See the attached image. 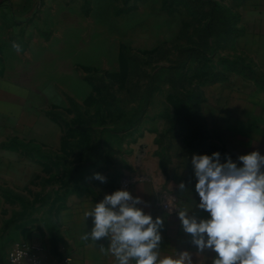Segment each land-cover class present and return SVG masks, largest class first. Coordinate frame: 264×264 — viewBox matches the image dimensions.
I'll return each mask as SVG.
<instances>
[{
  "label": "rangeland",
  "instance_id": "obj_1",
  "mask_svg": "<svg viewBox=\"0 0 264 264\" xmlns=\"http://www.w3.org/2000/svg\"><path fill=\"white\" fill-rule=\"evenodd\" d=\"M249 46L264 48V0H0V76L27 84L42 115L28 147L45 194L28 219L54 259L73 196L93 206L165 171L182 139L215 147V93L241 67L264 85Z\"/></svg>",
  "mask_w": 264,
  "mask_h": 264
},
{
  "label": "crops",
  "instance_id": "obj_2",
  "mask_svg": "<svg viewBox=\"0 0 264 264\" xmlns=\"http://www.w3.org/2000/svg\"><path fill=\"white\" fill-rule=\"evenodd\" d=\"M249 48L248 52H255L254 60L249 57L254 69L264 74V48L257 51L252 46ZM253 75L256 74L250 75L248 68L241 67L235 76L232 74L233 77L226 81L223 90L215 93V147L211 145L203 149L197 141L182 139L169 148L165 171L127 177L131 182L129 191L145 202L139 207L153 218H165L161 230V257H178L179 252L187 251L191 264H211L215 257L216 254L211 251L197 253L191 243V235L183 231L178 217L179 209L165 211L161 195H172L176 206L181 208L193 207V201L199 203L200 197L195 192L197 178L191 164L194 154L212 155L219 152L222 163L228 157L240 163V155L254 151L264 155V85L256 83ZM32 96L27 84L0 76V247L11 248L27 241L37 243L44 249V264H64L68 259L69 264H115L113 257L105 255L98 248L109 246L107 238L97 241V246L82 239L83 234L93 227L92 218L86 220L84 216L92 206L83 203L80 208L74 196L67 205L69 216L66 220H58L65 241L59 247L61 257H52L48 234L37 226L33 227L28 219L29 207H39L37 202L29 205V201L33 196L45 194L43 186L47 178L42 158L28 147L42 120ZM182 182L186 185L185 193L179 189ZM71 188L69 190H74ZM53 191L51 187L46 195L52 193L54 197L57 196L58 187ZM189 214L198 218L208 216L200 209H193Z\"/></svg>",
  "mask_w": 264,
  "mask_h": 264
},
{
  "label": "clouds",
  "instance_id": "obj_3",
  "mask_svg": "<svg viewBox=\"0 0 264 264\" xmlns=\"http://www.w3.org/2000/svg\"><path fill=\"white\" fill-rule=\"evenodd\" d=\"M12 46L21 50L18 43ZM220 156L219 152L192 156L199 203L192 200L193 207L181 208L171 197L166 206L179 209L183 231L191 235L197 253L216 254L211 264H264V155L259 151L240 155V163L231 157L222 163ZM94 179L107 182L101 173H95ZM179 189L187 192L183 182ZM144 203L128 190L106 194L85 211L93 227L82 239L97 246V241L107 238L109 246L98 248L113 257L115 264H191L187 251L179 252L178 257H161L165 218L145 213L139 207ZM193 209L203 210L208 216L190 215Z\"/></svg>",
  "mask_w": 264,
  "mask_h": 264
},
{
  "label": "built area",
  "instance_id": "obj_4",
  "mask_svg": "<svg viewBox=\"0 0 264 264\" xmlns=\"http://www.w3.org/2000/svg\"><path fill=\"white\" fill-rule=\"evenodd\" d=\"M130 180L125 179L122 182V189L127 190L130 186ZM173 198L168 193L161 195V204L165 211H174L166 206L167 199ZM174 199V198H173ZM70 260H65L64 264H69ZM0 264H44V249L37 243H22L13 247L8 253L3 254L0 251Z\"/></svg>",
  "mask_w": 264,
  "mask_h": 264
}]
</instances>
